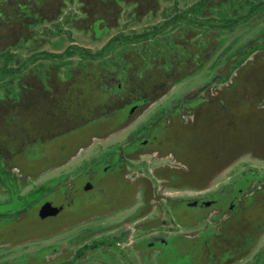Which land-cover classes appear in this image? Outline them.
<instances>
[{"label":"flooded vegetation","instance_id":"obj_1","mask_svg":"<svg viewBox=\"0 0 264 264\" xmlns=\"http://www.w3.org/2000/svg\"><path fill=\"white\" fill-rule=\"evenodd\" d=\"M260 50L264 0H0V264H264Z\"/></svg>","mask_w":264,"mask_h":264},{"label":"rangeland","instance_id":"obj_2","mask_svg":"<svg viewBox=\"0 0 264 264\" xmlns=\"http://www.w3.org/2000/svg\"><path fill=\"white\" fill-rule=\"evenodd\" d=\"M255 59H256V62L258 64H263L264 63V51L260 50L259 55H257ZM251 65H252V63L249 65V70H250ZM211 76H212V71L208 67H206V68L202 69L201 71L189 76L187 79H185L181 84H179L176 87V89H175L176 94L169 95L167 97L166 101H169L170 99L175 97L177 95V93L186 90L190 86L206 83L211 78ZM259 77L263 78V75H259ZM257 81L259 83V86H257V83L255 80L249 82V84L245 87V92L248 93L249 97L248 98H242V100H243L242 102L237 101V102L233 103L231 106L232 109H233V107L236 109H240L237 107L246 106L245 108H247L248 110H255L254 106L257 105L256 101L259 99V96H257V94H258L257 91H259V94L261 95L260 92H263V90H264L263 82H261L258 79V77H257ZM237 87L239 89L240 83L238 84ZM247 99H248V102H244ZM213 125L216 127L223 126L224 128L226 126H230V130H231V123H229L227 119L225 120L224 117H221L220 119L216 118L215 121H213ZM255 143H257L260 147H262L260 149L264 150V140L262 138L259 137L257 139V141H255ZM217 148H219V146H217Z\"/></svg>","mask_w":264,"mask_h":264}]
</instances>
